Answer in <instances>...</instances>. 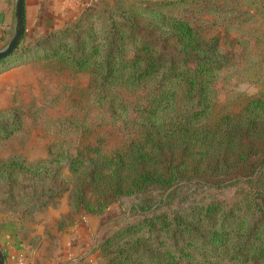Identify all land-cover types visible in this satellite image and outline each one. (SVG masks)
I'll use <instances>...</instances> for the list:
<instances>
[{
    "label": "trees",
    "instance_id": "obj_1",
    "mask_svg": "<svg viewBox=\"0 0 264 264\" xmlns=\"http://www.w3.org/2000/svg\"><path fill=\"white\" fill-rule=\"evenodd\" d=\"M183 1L88 4L62 26L21 37L0 59L87 71L99 85H152L144 103L129 106L119 144L97 139L47 149L50 157L27 167L16 155L1 163L32 171V206L64 192L72 212L120 204L126 216L99 243L101 264H264V95L212 111L209 86L224 64L216 36L153 7ZM140 13L151 18L138 21ZM108 101L112 113L127 112ZM17 121L1 125L0 138ZM59 157L66 174L51 167ZM49 174L50 183L41 182Z\"/></svg>",
    "mask_w": 264,
    "mask_h": 264
},
{
    "label": "rangeland",
    "instance_id": "obj_2",
    "mask_svg": "<svg viewBox=\"0 0 264 264\" xmlns=\"http://www.w3.org/2000/svg\"><path fill=\"white\" fill-rule=\"evenodd\" d=\"M112 1L94 3L103 6ZM153 7L188 20L206 36H216L224 64L216 70L209 86L213 112L233 111L249 97L264 95V0H186ZM137 17L138 21L151 18L146 13ZM9 36L0 40V48ZM151 87V83L99 85L87 71L57 68L31 59L0 62V126H11L13 119L18 120L17 128L6 138H0V166L5 159L16 155V160L27 167L50 157L47 149L54 150L57 146L69 149L85 143L93 145L97 139L106 148L119 144L127 126L123 119L132 114L129 106L132 101L144 103ZM108 95L124 104L127 112L116 107L112 113ZM55 165H61L60 174L67 173L63 157L54 160L51 167ZM18 166L0 167V220L15 217L18 235L32 249L44 242L47 243L43 247H50L51 226H38L40 213L63 201L66 211L56 222L61 228L62 224H70L78 211H70L66 192L44 206H32V185L38 183L32 182V171ZM7 170H11V176L6 175ZM49 178L50 174L40 180L49 184ZM92 214L102 216L96 261L101 264L104 255L99 243L123 221L126 213L114 201L101 213Z\"/></svg>",
    "mask_w": 264,
    "mask_h": 264
},
{
    "label": "crops",
    "instance_id": "obj_3",
    "mask_svg": "<svg viewBox=\"0 0 264 264\" xmlns=\"http://www.w3.org/2000/svg\"><path fill=\"white\" fill-rule=\"evenodd\" d=\"M100 0H23L24 41L72 21L88 4ZM14 24V0H0V40L11 35ZM10 37V36H9ZM9 39V38H8ZM66 207L63 201L40 213V223L51 226V246H35L18 235V221L7 216L0 220V249L4 264H96L97 241L102 216L79 210L70 224L58 228ZM56 226V227H55ZM32 235V234H31ZM99 237V238H98Z\"/></svg>",
    "mask_w": 264,
    "mask_h": 264
},
{
    "label": "water",
    "instance_id": "obj_4",
    "mask_svg": "<svg viewBox=\"0 0 264 264\" xmlns=\"http://www.w3.org/2000/svg\"><path fill=\"white\" fill-rule=\"evenodd\" d=\"M23 16V0H14V24L9 39L5 45L0 48V59L10 54L17 47L24 29ZM0 264H4V256L1 249Z\"/></svg>",
    "mask_w": 264,
    "mask_h": 264
}]
</instances>
